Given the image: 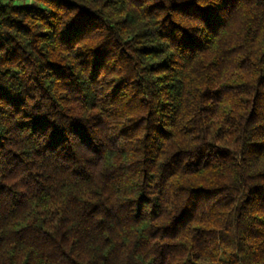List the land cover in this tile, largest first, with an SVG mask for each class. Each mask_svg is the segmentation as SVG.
<instances>
[{
    "label": "trees",
    "instance_id": "1",
    "mask_svg": "<svg viewBox=\"0 0 264 264\" xmlns=\"http://www.w3.org/2000/svg\"><path fill=\"white\" fill-rule=\"evenodd\" d=\"M0 264H264V0H0Z\"/></svg>",
    "mask_w": 264,
    "mask_h": 264
}]
</instances>
